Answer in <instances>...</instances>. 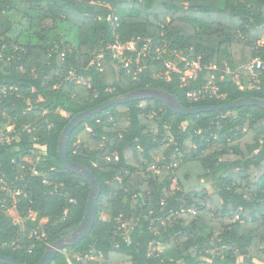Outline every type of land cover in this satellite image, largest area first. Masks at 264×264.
<instances>
[{
	"label": "trees",
	"instance_id": "1",
	"mask_svg": "<svg viewBox=\"0 0 264 264\" xmlns=\"http://www.w3.org/2000/svg\"><path fill=\"white\" fill-rule=\"evenodd\" d=\"M61 25L74 30L75 47ZM116 39L150 40L168 52L128 54L124 68L108 49ZM261 39L264 0H0V123L15 132L0 142V176L22 188L7 199L19 221L0 209V255L35 264L82 222L90 186L58 159L72 117L144 90L183 108L264 101V71L253 90L222 76L225 66L264 57ZM197 57L215 70L184 82L165 75L166 61L183 71ZM69 72L77 79L66 80ZM208 83L224 98L187 97ZM67 157L91 171L100 195L92 231L50 264H264L261 107L182 116L141 98L80 123ZM40 229L41 240L32 235Z\"/></svg>",
	"mask_w": 264,
	"mask_h": 264
},
{
	"label": "built area",
	"instance_id": "2",
	"mask_svg": "<svg viewBox=\"0 0 264 264\" xmlns=\"http://www.w3.org/2000/svg\"><path fill=\"white\" fill-rule=\"evenodd\" d=\"M112 17H108L106 20L110 22L112 25L115 22V19ZM258 45H264V39H261L258 42ZM108 49L111 53V57L113 60L122 63L124 68H127L129 63L131 62V57H128V54H135L137 58L141 56H145L151 53L154 54H166L168 52V49L165 45H155L150 40H140L135 39L128 42H120L118 39H116L111 45L108 46ZM173 54L178 56L179 52L173 51ZM103 56L102 51L94 53V59L93 62L96 63V65L99 67V62ZM160 57L158 56L157 59ZM167 72L166 76H168L169 73L175 72L179 73L181 75V82H184L188 79H194L197 76V73L200 72L202 69L206 70H215L214 65H201L200 57H197L194 60L186 61L185 67L183 71H179L177 68V64L175 62L166 61L164 63ZM136 67L137 70H139V64L138 61H136ZM258 71H264V57H256L253 60H251L249 63L241 66L235 71L230 70L227 66L224 67L222 70V76L223 77H230L231 80L236 84V86L239 88V90H253L258 89L259 87V80H258ZM76 76L69 72L66 80L68 81H74L76 80ZM191 101L197 102L204 100L206 98L208 99H223L224 96L220 95L218 93V89L212 84L208 83L206 86L202 87L200 90L192 92L188 94L187 96ZM14 130L11 128L9 130L8 135H2L0 137L1 143H10L15 138L12 136L14 134ZM30 172L34 173V171L31 169ZM0 192L3 193L4 198L0 199V209L3 211H6V213L10 210H15L14 208H7V199L13 200L15 202L16 197L22 193L21 186H18L17 184L13 185V183H10L4 176H0ZM16 211V210H15ZM32 218V217H30ZM35 219V217H34ZM33 219V220H34ZM32 220V219H31ZM36 235V239H43L44 233L40 229L38 232L35 231L34 234ZM79 259V258H78Z\"/></svg>",
	"mask_w": 264,
	"mask_h": 264
},
{
	"label": "water",
	"instance_id": "3",
	"mask_svg": "<svg viewBox=\"0 0 264 264\" xmlns=\"http://www.w3.org/2000/svg\"><path fill=\"white\" fill-rule=\"evenodd\" d=\"M141 98H156L161 102H163L170 111L182 116L198 115L201 113H210V112L223 111V110H232L247 106H257L264 109L263 100L252 99V98H245L234 101L232 103H225L217 106L183 108L179 105L177 99L174 97H171L165 93H161L157 91L144 90V91H137L128 94L126 96L114 98L108 102L100 104L92 109H89L85 112H82L72 117L59 135L58 159L65 169L80 174L88 182L90 186V196L87 201L85 215L80 225L77 228H75L69 235H66L65 237L58 239L53 243H51L50 245H48L40 260L35 264H50L58 252L62 251V249L68 246L75 244L81 238L85 237L88 233H90L95 223L96 205L100 195V187L97 180L95 179V177L93 176V174L89 169L75 162H72L68 159L67 147L72 132L80 123L93 117L94 115L101 113L102 111H105L111 106L126 104ZM0 264H22V263L0 255Z\"/></svg>",
	"mask_w": 264,
	"mask_h": 264
},
{
	"label": "rangeland",
	"instance_id": "4",
	"mask_svg": "<svg viewBox=\"0 0 264 264\" xmlns=\"http://www.w3.org/2000/svg\"><path fill=\"white\" fill-rule=\"evenodd\" d=\"M61 28V35H64L65 36V39L70 43L71 46L75 47V36H74V30H69L67 31L66 30V27L64 25H61L60 26ZM235 115V114H234ZM9 123L8 122H5V123H0V137L2 135H8L7 133H9ZM7 214L14 220V221H19V217H18V214L15 210H10L7 212ZM29 217H32L31 219L33 220L35 215L32 213L29 215ZM67 248V247H66ZM62 249L64 252H67L65 249ZM257 264H261V263H257Z\"/></svg>",
	"mask_w": 264,
	"mask_h": 264
}]
</instances>
